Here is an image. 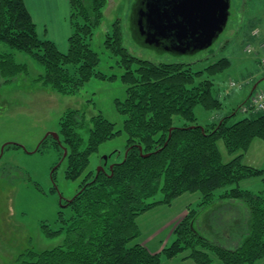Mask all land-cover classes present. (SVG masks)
Masks as SVG:
<instances>
[{
	"label": "trees",
	"instance_id": "trees-1",
	"mask_svg": "<svg viewBox=\"0 0 264 264\" xmlns=\"http://www.w3.org/2000/svg\"><path fill=\"white\" fill-rule=\"evenodd\" d=\"M69 3L72 31L64 53L39 36L24 0H0V82L10 84L29 75L17 53L42 67L35 81L63 96L78 94L93 79L117 78L99 71L100 55L93 48L108 0ZM105 47L120 58L117 64L125 70L121 81L127 86L126 96L115 101L125 117L123 128L117 129L102 114L87 119L69 109L59 122V140L49 136L42 141L37 151L51 142L60 164L66 162V179L81 183L74 198L61 203L55 223L41 226L47 238L62 237L63 243L40 252L27 250L18 264H179L175 259L180 255L182 262L194 264H264V167L244 162L254 141L264 142V110L254 113L248 107L242 113L251 117L233 121L248 99L233 114L212 117L206 125L198 124L195 113L197 107L210 112L223 108L213 77L231 62L222 58L194 71L192 65L138 59L123 46L120 21L107 35ZM82 129L89 133L87 141ZM123 133L125 156H107L99 173L85 174L100 147ZM219 141L233 156L227 163ZM251 179H260L259 191L242 184ZM196 192L201 201L196 208L187 206L171 245L152 253L138 242L144 215ZM222 203L226 209L216 211ZM208 209L211 216L229 213L236 222L222 226L210 220L204 233L199 220Z\"/></svg>",
	"mask_w": 264,
	"mask_h": 264
},
{
	"label": "rangeland",
	"instance_id": "rangeland-1",
	"mask_svg": "<svg viewBox=\"0 0 264 264\" xmlns=\"http://www.w3.org/2000/svg\"><path fill=\"white\" fill-rule=\"evenodd\" d=\"M135 1L108 0L104 20L93 40V48L101 59L99 71L109 77L115 75V80L93 79L78 94L63 96L35 81L43 72L42 67L28 55L17 53V61L28 65L29 75L10 84L0 82V264H18V257L27 250L40 252L63 243L62 237L47 238L41 226L55 223L61 203L74 198L81 179L76 182L66 179V162L60 164V154L51 142L40 152L37 149L48 134L59 133V122L64 113L69 109L79 110L87 119L102 114L116 124L117 129L123 128L125 117L117 111L115 101L126 96L127 86L121 81L125 70L117 64L120 58L113 56L105 47L107 35L111 34L117 21L122 27L124 48L138 59L156 64L192 65L194 71L205 70L222 58L231 62L227 70L213 77L223 108L210 112L197 107L195 113L199 125H206L212 117L233 114V110L248 99L249 103L238 109L233 121L251 117V113H242L248 107L254 113L264 110V0H231V17L224 33L211 48L191 55L161 53L139 42L130 21ZM59 49L64 53L67 51L63 44ZM80 134L85 141L88 140L87 130L82 129ZM126 145L125 133L103 144L99 152L92 156L85 174L89 170L95 173L106 156L115 154L113 160L122 159ZM218 147L225 163L233 159L223 141H219ZM249 152L244 162L264 167V142L256 140ZM242 184L259 191L262 183L260 179H251ZM201 197L197 192L185 194L174 202L171 209L164 206L162 210L176 212L186 205L196 208ZM157 210L142 217L141 220L147 219L146 228L138 242L148 240L149 234L162 227V218L167 213L156 214ZM208 212L210 209L200 215L202 225L210 220L222 226H231L236 222L229 213L211 216L212 213ZM202 231L208 233L205 228ZM158 240L155 238L149 242L151 250L158 246ZM181 257L183 255L175 262L194 264L193 261L182 262Z\"/></svg>",
	"mask_w": 264,
	"mask_h": 264
},
{
	"label": "water",
	"instance_id": "water-1",
	"mask_svg": "<svg viewBox=\"0 0 264 264\" xmlns=\"http://www.w3.org/2000/svg\"><path fill=\"white\" fill-rule=\"evenodd\" d=\"M230 9L231 0H136L130 21L144 46L161 53L191 55L215 44L227 28ZM49 136L59 140L57 133Z\"/></svg>",
	"mask_w": 264,
	"mask_h": 264
},
{
	"label": "crops",
	"instance_id": "crops-1",
	"mask_svg": "<svg viewBox=\"0 0 264 264\" xmlns=\"http://www.w3.org/2000/svg\"><path fill=\"white\" fill-rule=\"evenodd\" d=\"M28 11L30 12L34 23L37 26L38 34L43 39H49L54 42L58 47L63 44L65 48L68 50V39L71 34V25H70V3L69 0H24ZM255 142V141H254ZM254 145V143H253ZM250 148L249 151H251ZM250 152L247 153V155ZM246 155V156H247ZM246 159V158H245ZM248 164V163H246ZM250 165V164H248ZM252 166V165H251ZM245 188H250L248 186H244ZM174 206L167 207L171 209ZM187 206H184L180 211L172 212L165 209L163 207L157 208L156 214H161L166 212V216L163 219V225L155 232L149 234L148 240L145 239L141 241L143 245L148 247V249L152 253H158L162 250L164 246H166L173 237V231L176 226L180 223V221L186 216ZM216 211L226 209L227 205L225 203L219 204L217 206ZM211 212V211H210ZM209 213V212H208ZM156 214H152V216H156ZM222 214V213H220ZM150 217V216H148ZM142 219V218H141ZM139 220V228L141 234L143 230L146 228L145 224L147 219ZM201 219V218H200ZM210 225V224H209ZM200 229L208 228V224L202 225L199 220ZM164 235V236H163ZM158 240V246H156L153 250L149 247V242L153 239ZM191 261H186L188 263Z\"/></svg>",
	"mask_w": 264,
	"mask_h": 264
},
{
	"label": "flooded vegetation",
	"instance_id": "flooded-vegetation-1",
	"mask_svg": "<svg viewBox=\"0 0 264 264\" xmlns=\"http://www.w3.org/2000/svg\"><path fill=\"white\" fill-rule=\"evenodd\" d=\"M134 4H135V3H134ZM134 4L132 5V8H133Z\"/></svg>",
	"mask_w": 264,
	"mask_h": 264
},
{
	"label": "built area",
	"instance_id": "built-area-1",
	"mask_svg": "<svg viewBox=\"0 0 264 264\" xmlns=\"http://www.w3.org/2000/svg\"><path fill=\"white\" fill-rule=\"evenodd\" d=\"M262 99H264V97H262Z\"/></svg>",
	"mask_w": 264,
	"mask_h": 264
}]
</instances>
